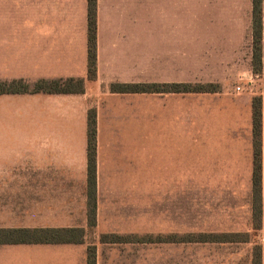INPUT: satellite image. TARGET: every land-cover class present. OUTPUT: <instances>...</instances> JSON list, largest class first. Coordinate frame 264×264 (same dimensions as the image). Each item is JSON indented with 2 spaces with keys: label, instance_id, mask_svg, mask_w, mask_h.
Segmentation results:
<instances>
[{
  "label": "crops",
  "instance_id": "crops-1",
  "mask_svg": "<svg viewBox=\"0 0 264 264\" xmlns=\"http://www.w3.org/2000/svg\"><path fill=\"white\" fill-rule=\"evenodd\" d=\"M150 1L175 3L177 23L169 22L168 13L155 12L154 22L137 26L136 0H96V78L90 81L87 0H0V82L31 87L40 80H85L81 95L0 94V230L76 229L66 182L68 177L71 187L72 177H85L86 208L88 113L96 115V175L102 163L130 169L138 135L103 136L100 128L104 122L116 126L117 112L135 116L138 95L145 101L148 173L182 175L184 144L191 143L193 180L200 191L224 190L217 186L232 184L233 176L252 182V105L259 99L264 188V0L259 75L250 49L252 0ZM180 8L182 18H189L184 23L178 21ZM244 47L248 52L242 58ZM249 79L262 81L261 91L235 93L240 85L234 82ZM141 82L214 89L194 94L109 90L112 84ZM186 111L192 114L191 138L179 134ZM101 144L108 145L105 158ZM119 160L128 166L119 167ZM80 246L0 244V264H86Z\"/></svg>",
  "mask_w": 264,
  "mask_h": 264
},
{
  "label": "rangeland",
  "instance_id": "rangeland-1",
  "mask_svg": "<svg viewBox=\"0 0 264 264\" xmlns=\"http://www.w3.org/2000/svg\"><path fill=\"white\" fill-rule=\"evenodd\" d=\"M166 3L154 6L150 0H136L133 22L143 27L155 21L152 19L155 12H166L170 15L169 22L177 23L176 16L172 17L178 11L175 3ZM186 3V10L191 12V1ZM180 10L178 21L184 23L189 18L186 15L182 18ZM241 52L245 58L248 48ZM244 81H236L234 86L236 83L243 86L247 94L257 93L258 89L260 92L263 87L262 81ZM136 104L135 116L132 112L130 115L117 112L116 126L111 128L104 122L100 128L103 136L139 137L131 145L130 169L101 164L96 175L93 227L87 221L88 199L84 207L85 177H72L71 187L67 177L65 198L69 204L68 189L71 190L72 226L84 232L78 252L83 255L93 249L95 264H253L254 254L259 256V264H264V188L258 214L252 209V183L246 177L233 176L232 184L217 186L224 190H198L200 186L194 183L192 174L191 143L184 144L182 175H151L145 165L142 138L146 129L144 95H138ZM183 116L179 134L191 138V111ZM106 146L101 144L103 158ZM128 162L121 161L119 167L128 166Z\"/></svg>",
  "mask_w": 264,
  "mask_h": 264
},
{
  "label": "trees",
  "instance_id": "trees-1",
  "mask_svg": "<svg viewBox=\"0 0 264 264\" xmlns=\"http://www.w3.org/2000/svg\"><path fill=\"white\" fill-rule=\"evenodd\" d=\"M88 2V80L96 78V0ZM261 2L252 0V68L255 74L261 73ZM213 86L191 84H112L109 90L113 94H194L210 92ZM33 93L81 95L85 91L84 79L40 80L31 87L22 81L0 82V94ZM253 171H252V209L254 214L261 209V104L259 99L252 105ZM96 115L94 110L88 113V167H87V218L88 226H94L96 193ZM82 229L59 230H0V244L25 245H82ZM259 256L254 254L253 264H259ZM86 264H95L93 249L86 251Z\"/></svg>",
  "mask_w": 264,
  "mask_h": 264
},
{
  "label": "built area",
  "instance_id": "built-area-1",
  "mask_svg": "<svg viewBox=\"0 0 264 264\" xmlns=\"http://www.w3.org/2000/svg\"><path fill=\"white\" fill-rule=\"evenodd\" d=\"M248 84L251 85V83H248ZM249 85H247L246 88H247ZM243 92H245L243 86H241V87H240V86L236 87V89H235V93L240 94V93H243Z\"/></svg>",
  "mask_w": 264,
  "mask_h": 264
}]
</instances>
